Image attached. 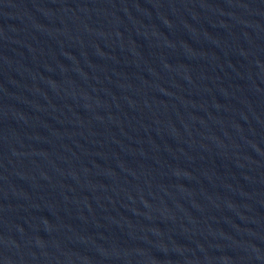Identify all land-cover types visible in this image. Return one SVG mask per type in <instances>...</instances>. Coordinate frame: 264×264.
Segmentation results:
<instances>
[{"label": "water", "instance_id": "95a60500", "mask_svg": "<svg viewBox=\"0 0 264 264\" xmlns=\"http://www.w3.org/2000/svg\"><path fill=\"white\" fill-rule=\"evenodd\" d=\"M0 264H264V118L0 14Z\"/></svg>", "mask_w": 264, "mask_h": 264}]
</instances>
